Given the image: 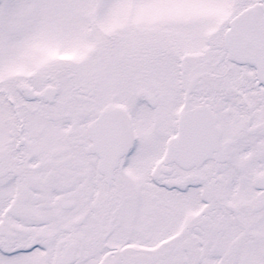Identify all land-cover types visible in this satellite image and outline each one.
Listing matches in <instances>:
<instances>
[{
	"label": "snow or ice",
	"instance_id": "snow-or-ice-1",
	"mask_svg": "<svg viewBox=\"0 0 264 264\" xmlns=\"http://www.w3.org/2000/svg\"><path fill=\"white\" fill-rule=\"evenodd\" d=\"M0 264H264V0H0Z\"/></svg>",
	"mask_w": 264,
	"mask_h": 264
}]
</instances>
